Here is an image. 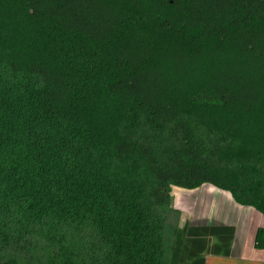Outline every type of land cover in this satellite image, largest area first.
<instances>
[{
  "label": "trees",
  "instance_id": "trees-1",
  "mask_svg": "<svg viewBox=\"0 0 264 264\" xmlns=\"http://www.w3.org/2000/svg\"><path fill=\"white\" fill-rule=\"evenodd\" d=\"M206 183L264 214V0H0V264H175Z\"/></svg>",
  "mask_w": 264,
  "mask_h": 264
},
{
  "label": "crops",
  "instance_id": "crops-1",
  "mask_svg": "<svg viewBox=\"0 0 264 264\" xmlns=\"http://www.w3.org/2000/svg\"><path fill=\"white\" fill-rule=\"evenodd\" d=\"M173 204L181 211L175 264H264V249L256 246L264 214L254 207L207 183L174 187Z\"/></svg>",
  "mask_w": 264,
  "mask_h": 264
}]
</instances>
